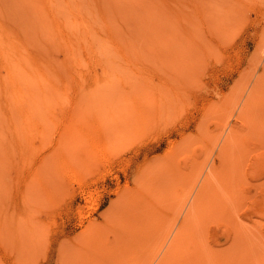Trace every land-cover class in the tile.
I'll use <instances>...</instances> for the list:
<instances>
[{"label":"rangeland","instance_id":"1","mask_svg":"<svg viewBox=\"0 0 264 264\" xmlns=\"http://www.w3.org/2000/svg\"><path fill=\"white\" fill-rule=\"evenodd\" d=\"M72 2L93 35L60 7L72 50L59 55L28 0H0L54 62L40 116L21 117L0 85V264H264V0ZM212 163L223 169L199 196ZM135 169L147 193L120 197ZM137 204L163 215L148 244L78 236Z\"/></svg>","mask_w":264,"mask_h":264},{"label":"bare ground","instance_id":"2","mask_svg":"<svg viewBox=\"0 0 264 264\" xmlns=\"http://www.w3.org/2000/svg\"><path fill=\"white\" fill-rule=\"evenodd\" d=\"M28 1L29 4L31 3V15L40 26L41 30L57 45L59 55L71 53L72 50V45L69 39L66 38L67 18L66 15L60 14V7H64L68 10L73 22L78 21L83 27H85V24L89 27L88 35L85 34V37L93 35V28L90 24V20L88 16H84L85 11L79 3L72 2V0ZM37 36L39 41H41V36L38 32ZM78 39L89 42V40L84 37H79ZM31 42L34 43V41ZM31 42H29L25 34L10 25L9 22L0 15V85L5 88L6 99L8 101H13L14 105L17 104L18 114L26 118L40 116L43 105L49 99L53 98L49 94L43 92L41 83L44 80H48L45 73H47V69L53 68L54 62L40 52L36 41V45L35 43L30 45ZM106 51L107 48L101 49V52L105 53ZM254 93L255 88L250 92V96L252 97ZM249 104L250 102L247 101L244 106L247 107ZM5 109H8V106H5ZM228 133V137L226 136L227 138L223 145L225 152H229L232 141L236 138L237 133H239V129L232 125ZM221 149L222 148H220V151ZM220 164H217L219 166L213 165V163L211 164L213 166H210L211 168L208 173H206L207 175L205 174V179L203 178L199 196L213 186L214 181L212 180L215 179L213 177L218 174L220 169H223ZM75 173L76 171L69 170L68 173L64 175L68 176L69 179L71 178V182L72 178L77 177ZM132 177V185L126 183L120 197L129 194L131 191H141L144 195L147 193L146 187L150 181L149 173H142L140 169H135L132 172ZM74 181L76 182L77 178L74 179ZM90 201H88V204ZM93 205L94 202L92 206ZM162 218V214H160V217H157L150 214V211L145 209L143 205L137 204L134 206V212L132 214H128L125 218L122 216L119 220L118 217L114 218L113 216L112 220L103 218V221H98L96 217V221H93L94 219L91 220V222L89 221L90 223L88 222V226H86L88 220L86 222L84 221L85 224L82 225H85L86 228H82L81 230L83 231L80 232L81 235L79 234L78 236H81L83 239L93 236L95 238L98 234H102L103 231L109 228L115 233L113 242L129 237L131 243L135 244L136 242L144 245L154 239V230L157 228L159 229L160 219L162 220ZM185 225L186 219L182 220L169 240L168 251L165 253L166 256H169V251L172 254L184 240L186 231ZM153 228L154 230H152Z\"/></svg>","mask_w":264,"mask_h":264}]
</instances>
